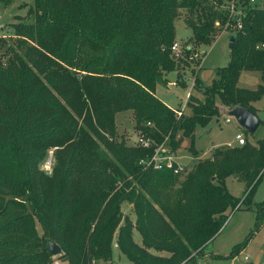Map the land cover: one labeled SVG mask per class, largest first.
Returning <instances> with one entry per match:
<instances>
[{
    "label": "trees",
    "instance_id": "1",
    "mask_svg": "<svg viewBox=\"0 0 264 264\" xmlns=\"http://www.w3.org/2000/svg\"><path fill=\"white\" fill-rule=\"evenodd\" d=\"M229 1L33 0L32 23L13 24L16 50L0 59V264H53L49 242L67 264L109 260L115 244L130 264H197L234 206L228 177L245 182L251 209L264 140L217 148L179 180L140 166L153 147L127 145L115 124L117 114L132 111L137 132L157 145L167 138L175 152L197 124L220 114L215 98L227 111L240 106L256 114L252 104L264 95V6L244 9L230 62L204 89V101L190 104L191 116L176 120L155 96L164 75L180 74L188 58L214 42ZM178 18L191 37L175 59ZM244 71L259 73L256 90L237 86ZM36 220L48 240L37 234Z\"/></svg>",
    "mask_w": 264,
    "mask_h": 264
},
{
    "label": "rangeland",
    "instance_id": "2",
    "mask_svg": "<svg viewBox=\"0 0 264 264\" xmlns=\"http://www.w3.org/2000/svg\"><path fill=\"white\" fill-rule=\"evenodd\" d=\"M257 1L262 3L264 0ZM32 6L33 0H11L6 4L0 3V59L3 62L7 58L4 53L8 52L9 48L16 50L13 24L32 23V17L27 16V10ZM174 27L176 42L180 45L186 44V41L191 37V31L187 28L183 18L176 19ZM231 36V32L222 30L213 43L201 46L195 53L196 56L193 54V57L188 58L189 68H184L180 74L171 72L164 75L163 80L156 86L155 96L168 108L183 111V118L191 116L190 104L203 102L205 99L204 89L211 87L213 81L218 78L220 69L228 66L231 54L229 48ZM199 56L201 60L195 67ZM260 80L259 73L245 71L240 74L237 86L240 89L254 91L258 88ZM196 81L198 85H196ZM188 92L191 98L184 106L185 96ZM215 103L220 108L221 102L218 98H215ZM254 103L258 108L257 117L262 124L255 135L247 134L233 118L227 117L224 112L211 118L205 125L197 124L193 135L190 138H183L179 149H177L178 163L186 167V173L175 176L181 180L182 176L190 172L197 162L205 160L204 156H207L210 151L235 145V136L238 133H242L246 142L252 145L257 140H264V95ZM227 118H229L228 122ZM115 124L118 138L123 137L127 145H134L137 130L133 112L125 111L117 114ZM180 136L181 133H178L177 138ZM51 152L43 165V169L49 174L53 164ZM104 153L112 159L106 151ZM48 162L50 163L48 164ZM225 186L228 193L235 198L234 206L227 210V220L221 234L205 250L209 257H202L197 264H264V216L261 221L258 219L259 207L264 204V173L248 200L250 210H245L247 202L243 200L246 191L245 182L237 176H230L225 180ZM21 200L25 201V197ZM26 205L29 208L28 203ZM122 211L132 222L135 221L129 204H124ZM35 228L39 236L48 240V235L37 220ZM133 239L141 245V238L136 231H133ZM114 242H117L116 236ZM233 254L236 255L232 257ZM54 259L60 264H67L63 259ZM93 264L130 263L115 244L109 260H95Z\"/></svg>",
    "mask_w": 264,
    "mask_h": 264
},
{
    "label": "built area",
    "instance_id": "3",
    "mask_svg": "<svg viewBox=\"0 0 264 264\" xmlns=\"http://www.w3.org/2000/svg\"><path fill=\"white\" fill-rule=\"evenodd\" d=\"M256 5L262 7L264 6V1L262 3H259L257 0H230L225 6L228 17L223 30L229 31L231 33L240 31L242 28V17L244 15V9ZM171 51L175 59H179L182 56L181 45L178 42H175L172 45ZM190 98V93H186L184 106L187 105ZM182 116L183 111L174 110V118L176 120H178ZM226 121L228 122L229 118H227ZM146 125L149 128L153 127L151 123H147ZM235 141L236 146H243L246 143V140L242 133H238L235 136ZM132 146L142 147L144 149H150L153 147V155L148 159L140 160V166L144 168H151L155 171L169 170L174 175L186 173V167L178 163L179 158L177 155V151L174 152L171 149L167 138H165L163 142L157 145L153 138H151L150 136L137 132L135 144ZM49 163L50 162H48V164ZM53 264H60V262L54 261Z\"/></svg>",
    "mask_w": 264,
    "mask_h": 264
},
{
    "label": "water",
    "instance_id": "4",
    "mask_svg": "<svg viewBox=\"0 0 264 264\" xmlns=\"http://www.w3.org/2000/svg\"><path fill=\"white\" fill-rule=\"evenodd\" d=\"M234 36L230 37L229 48L233 47ZM225 114L231 117L240 126V128L249 133L250 135H255L261 126L260 120L248 109L237 106L230 111H226ZM48 250L53 258H57L61 254L60 248L53 242L48 243Z\"/></svg>",
    "mask_w": 264,
    "mask_h": 264
},
{
    "label": "crops",
    "instance_id": "5",
    "mask_svg": "<svg viewBox=\"0 0 264 264\" xmlns=\"http://www.w3.org/2000/svg\"><path fill=\"white\" fill-rule=\"evenodd\" d=\"M244 72H245V71H244ZM260 84H261V80H260L259 85H260ZM252 106H253V108H254V110H255V112H256V116H257L258 108H257L256 103H253ZM226 111H227V110L221 105V106H220V114L223 113V112L225 113ZM225 115H226V114H225ZM227 117H228V116H227ZM254 145H256V143H255ZM232 146H233V147L236 146V143H235V145H232ZM211 152H212V151H210L209 154H208L207 156H204V157L207 158L208 156H210V155H211ZM177 155H178V154H177ZM237 211H244V210H237ZM237 211H236V212H237ZM226 215H227V211H226ZM221 232H222V231H221ZM221 232H220V234H221ZM220 234H219V235H220ZM219 235H218V236H219ZM218 236H217V237H218ZM213 241H214V240H213ZM135 243H136V242H135ZM211 243H212V242H211ZM136 244H138V243H136ZM138 245H139V244H138ZM205 256H206V257H209L208 254H206Z\"/></svg>",
    "mask_w": 264,
    "mask_h": 264
}]
</instances>
